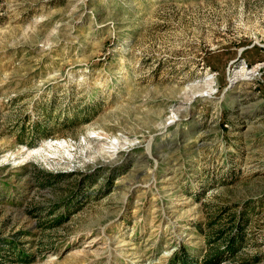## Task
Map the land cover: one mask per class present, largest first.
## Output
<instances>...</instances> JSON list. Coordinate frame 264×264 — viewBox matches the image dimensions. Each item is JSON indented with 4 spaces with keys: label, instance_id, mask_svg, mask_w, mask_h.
Listing matches in <instances>:
<instances>
[{
    "label": "rangeland",
    "instance_id": "1",
    "mask_svg": "<svg viewBox=\"0 0 264 264\" xmlns=\"http://www.w3.org/2000/svg\"><path fill=\"white\" fill-rule=\"evenodd\" d=\"M217 228L264 264V0H0V264L200 263Z\"/></svg>",
    "mask_w": 264,
    "mask_h": 264
},
{
    "label": "trees",
    "instance_id": "2",
    "mask_svg": "<svg viewBox=\"0 0 264 264\" xmlns=\"http://www.w3.org/2000/svg\"><path fill=\"white\" fill-rule=\"evenodd\" d=\"M50 115L51 112L48 113V116L46 117V120H50ZM69 120H73L75 121L76 118H68L67 121ZM36 127H33V134L35 135H39L40 132L42 130H40V127L38 125H35ZM44 131V130H43ZM44 135H47L48 132L45 130L44 131ZM36 141H29L26 142L29 145H33L35 144ZM21 143H25L24 140H22ZM237 217L236 215L234 216L233 220L236 221ZM212 223V222H210ZM233 225V224H232ZM231 225V226H232ZM213 230V229H212ZM222 228H217L216 230H213L212 232H214L215 234H217V236H219L218 238L221 240H224L223 243V248L220 249L219 248H213V250L208 253L207 255H205L201 262H196L197 260L193 257V255L187 250L186 247L181 248L176 255L174 256V258L172 259L171 264H212V263H216V257L218 255H220L221 253H223V251H226L227 253H231V252H235L237 249V245L242 241V231L239 230H234V232H229V235L226 236L225 231ZM217 239V238H216ZM218 239V240H219ZM8 243L9 245H12L11 250L9 253L10 256H3L6 259H14V261H21V262H25L27 263L28 261H30V258L28 257V254L25 252V249H21L18 245H16V240L12 239V240H6L4 241V244ZM3 243H0V247L3 246ZM215 249V250H214ZM12 251H14V253H12ZM0 255H3V252H1L0 250ZM8 261V260H6ZM215 261V262H214Z\"/></svg>",
    "mask_w": 264,
    "mask_h": 264
},
{
    "label": "bare ground",
    "instance_id": "3",
    "mask_svg": "<svg viewBox=\"0 0 264 264\" xmlns=\"http://www.w3.org/2000/svg\"><path fill=\"white\" fill-rule=\"evenodd\" d=\"M119 157V156H118Z\"/></svg>",
    "mask_w": 264,
    "mask_h": 264
}]
</instances>
